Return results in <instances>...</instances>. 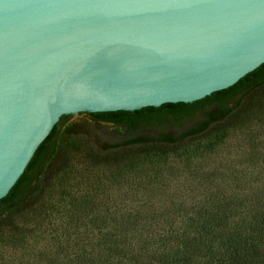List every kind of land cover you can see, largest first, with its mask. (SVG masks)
Listing matches in <instances>:
<instances>
[{"label":"water","instance_id":"water-1","mask_svg":"<svg viewBox=\"0 0 264 264\" xmlns=\"http://www.w3.org/2000/svg\"><path fill=\"white\" fill-rule=\"evenodd\" d=\"M264 70V0H0V207L58 124L224 98Z\"/></svg>","mask_w":264,"mask_h":264},{"label":"trees","instance_id":"trees-1","mask_svg":"<svg viewBox=\"0 0 264 264\" xmlns=\"http://www.w3.org/2000/svg\"><path fill=\"white\" fill-rule=\"evenodd\" d=\"M86 115L92 126L115 131H70L60 122L0 207V235L11 233L24 256L32 253L25 249L29 230L20 229L27 221L41 245L34 264H264V197L205 194L174 202L162 194L172 175L159 166L177 155L190 168L201 141L212 150L229 131L263 118L264 70L229 96L190 110L143 112L134 120ZM99 133L109 143L96 142L92 134ZM70 171L76 176L67 186L87 192L54 199L52 183ZM114 189L123 192L112 195ZM57 220L62 226L53 225Z\"/></svg>","mask_w":264,"mask_h":264},{"label":"rangeland","instance_id":"rangeland-1","mask_svg":"<svg viewBox=\"0 0 264 264\" xmlns=\"http://www.w3.org/2000/svg\"><path fill=\"white\" fill-rule=\"evenodd\" d=\"M88 125L103 131L109 136L115 131L105 124L92 126L88 116L83 113L73 115L64 120L61 128L79 131L81 129H90L86 128ZM117 131L120 133L119 130ZM92 135L95 136L98 143H109L110 141L101 133ZM205 144L206 142H200L197 148L198 157L197 155L194 156L191 163L187 164L190 168H187L182 162V158H178L177 155L168 156L163 165H159L167 167L169 169L168 173L172 175L169 177L171 181L167 182L168 187L163 189L162 194L167 195L174 202L183 201L184 198L197 199L205 194L211 196L231 195L244 198L248 197V195L259 193L261 197H264V117L252 122L243 129L229 131L226 138L214 146L212 150H203ZM74 165V168L78 169L81 166L78 164V160L74 162ZM187 169L189 170L188 172L186 171ZM190 175L194 179H190ZM75 176L70 171L67 175L61 177L62 182L60 180L53 182L52 197L54 199L57 198L56 200L59 197L65 199V194L82 196L87 192L85 185L74 186L72 183L73 187L67 186L69 182H65V180ZM122 192L114 189L111 193L114 195ZM114 198L116 199L117 197H110L109 203ZM53 202L56 201L54 200ZM59 221L53 222V225L55 226L57 222L61 225L62 223L60 224ZM42 227H44V224ZM20 229L29 230V238L25 242V249L32 251V253L29 256H24L23 250L14 242L9 241L11 233L5 231L0 235V264H34L35 251L41 245H36L34 243L35 238L32 240V237L38 233L34 232L32 223L27 221L20 224ZM79 230L81 231V228ZM92 233L89 237H91L93 242L96 237L95 230ZM80 239L83 240V237L78 235L76 240Z\"/></svg>","mask_w":264,"mask_h":264}]
</instances>
